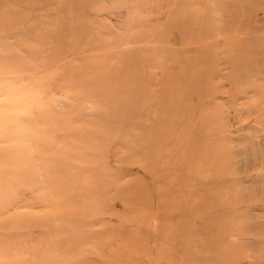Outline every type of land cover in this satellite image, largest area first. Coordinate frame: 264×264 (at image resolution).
<instances>
[{"label": "rangeland", "instance_id": "1", "mask_svg": "<svg viewBox=\"0 0 264 264\" xmlns=\"http://www.w3.org/2000/svg\"><path fill=\"white\" fill-rule=\"evenodd\" d=\"M0 264H264V0H0Z\"/></svg>", "mask_w": 264, "mask_h": 264}]
</instances>
